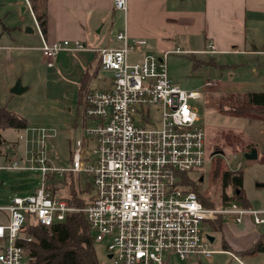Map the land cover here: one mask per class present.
I'll use <instances>...</instances> for the list:
<instances>
[{
    "label": "built area",
    "instance_id": "built-area-1",
    "mask_svg": "<svg viewBox=\"0 0 264 264\" xmlns=\"http://www.w3.org/2000/svg\"><path fill=\"white\" fill-rule=\"evenodd\" d=\"M23 3L33 15L30 2ZM113 8L126 14L128 0H113ZM36 27L42 36L37 22ZM111 42L92 49L81 40L42 38L39 51L47 67L53 66L59 52L94 50L100 70L109 77L105 86L87 88L82 95L76 127L79 136L72 143L68 166L49 161V135L41 128L36 147L25 159L29 165L21 166L14 153L2 167L35 171L40 185L0 205V213L4 212L0 216L1 264H29V250L22 243L33 237L24 233L26 226L61 223L74 212L84 213L93 242L105 243L108 264H169L172 257L180 261L208 258L218 252L210 248L211 222L249 220L264 225V209L236 201L206 207L195 192L182 185V176L199 171L212 155L205 149V129L190 103L203 94L172 82L166 63L169 51L150 53L131 63L130 53L146 41L131 39L121 30ZM213 50L208 43L202 52ZM241 166L238 163L236 169ZM66 173L79 177L83 205L57 193V183Z\"/></svg>",
    "mask_w": 264,
    "mask_h": 264
},
{
    "label": "rangeland",
    "instance_id": "rangeland-1",
    "mask_svg": "<svg viewBox=\"0 0 264 264\" xmlns=\"http://www.w3.org/2000/svg\"><path fill=\"white\" fill-rule=\"evenodd\" d=\"M19 1L0 0V107L26 121L25 129H0V205L8 204L13 195L28 194L40 185V177L35 171L2 168L8 164L9 159L15 157L14 153L17 154L21 166L29 165L25 159L28 158L30 150L36 147L38 129L47 131V156L57 166L70 164V149L74 139L79 136V131L74 128L80 121L79 87L84 76V71L79 66V53L64 52V57L58 62L54 61L52 67H47L41 52L36 48L41 43L36 24L29 10L21 11ZM200 1L183 0L182 4L195 11L198 10ZM260 20L258 30L251 32V35L255 34L257 49H250V45L246 47V51L241 52L204 54L188 50L203 48V40L194 39L188 45L182 41L176 42L174 46L178 45V49L174 47L166 58L168 75L175 85L186 91H199L203 94L202 99L190 103L196 108L205 129V149L209 154L222 151L219 156L227 169L237 171L238 163L242 164L240 171L244 199L254 209H264V121L261 120L262 115L258 110L249 116L239 117L229 115L224 108L228 107L227 102L230 100L238 99L248 92L264 90V17ZM16 27L22 31H26V28L32 29L27 34V40L17 39L18 32L15 36L12 35ZM15 38L16 44L12 42ZM10 45L17 48L11 50L7 47ZM141 47H136L130 53L131 63L140 60L137 58L142 54ZM248 50L257 51L252 53ZM88 53L84 55L94 56ZM157 54L160 55L159 52ZM202 60L204 62H200ZM95 65L94 63V68ZM93 72L94 69L89 73V89L99 88L104 85L103 79L109 77L107 72ZM16 85L20 86V92L12 90ZM220 103L227 105L221 111L216 108ZM252 147L257 149V158L246 159L245 153ZM217 159L211 157L203 168L191 176L195 180L202 177V185H207L209 168ZM64 181L70 179L62 178L58 181L57 185L61 189L58 194L67 196L69 189L67 191ZM73 183L80 188L81 183ZM214 185L210 184L209 187L212 189V199L217 202L220 193ZM82 187L85 188L84 182ZM231 188L229 186L225 191H230ZM84 195L87 193L84 192ZM0 216L3 217L4 212ZM225 224L227 231L222 228L221 232L209 231L214 237L210 248L218 252L208 258L194 256L187 261L172 257L169 264H264V252L243 255L248 248L244 246L247 243L245 241L252 240L253 235L263 236L264 225H254L249 229V235L244 236L239 234V224ZM226 237L231 244H236L235 248L227 241L225 243L230 248L224 243V247L222 246L223 239L227 240ZM93 245L98 259L109 263L105 243L94 241ZM224 248L227 250L223 251Z\"/></svg>",
    "mask_w": 264,
    "mask_h": 264
},
{
    "label": "crops",
    "instance_id": "crops-1",
    "mask_svg": "<svg viewBox=\"0 0 264 264\" xmlns=\"http://www.w3.org/2000/svg\"><path fill=\"white\" fill-rule=\"evenodd\" d=\"M182 1L128 0V10L125 14L113 8V0H47V28L42 36L37 29L41 43L36 48L39 50L42 38L46 41L81 40L89 48H101L111 45V39L118 31L126 30L131 39L146 41L140 48L142 54L141 56L139 54L137 58L140 60L150 54L149 51L162 54L172 51L174 47L178 49V45L174 46L178 41L188 45L194 39L203 40L201 45L203 48H188V50L204 54L241 52L246 51V47L250 45L252 47L250 49H257L255 34L251 35V32L258 30L260 19L264 17V0H201L198 2V10L195 11L189 10L185 4H182ZM19 4L21 11L29 10L23 0H20ZM29 12L31 13L30 10ZM31 16L36 24L32 13ZM16 32H18L17 39L27 40V34L31 33L32 29L28 32L16 27L12 35L15 36ZM13 40L12 42L16 44V38ZM208 43L213 44V52H202L207 49ZM7 47L11 50L17 48L15 45ZM248 51L255 53L257 50ZM64 52H59L54 61L58 62L64 57ZM86 52L94 56L92 57L89 53V56H85ZM78 53L79 66L84 71L79 87L82 89L79 97L81 99L88 88L91 77L89 73L91 74L93 69V73L101 70L99 57L94 50H84ZM103 80L104 85L102 86H105V78ZM77 125H74L75 129ZM226 226L224 223L222 230L227 231ZM238 226L240 227L239 234L244 236L249 235V229L254 227L249 220H245ZM252 238V240H246L247 243H244V246H251L259 237L253 235ZM226 239L230 245H233L227 237ZM234 245L233 248H235ZM238 260L241 261L239 258Z\"/></svg>",
    "mask_w": 264,
    "mask_h": 264
},
{
    "label": "trees",
    "instance_id": "trees-1",
    "mask_svg": "<svg viewBox=\"0 0 264 264\" xmlns=\"http://www.w3.org/2000/svg\"><path fill=\"white\" fill-rule=\"evenodd\" d=\"M28 1L31 4L32 12L40 31L44 34L47 28V0ZM81 91L82 89H80L79 97L81 96ZM79 103H81V99H79ZM227 105L228 107L224 108ZM227 105L226 103H220L216 108L220 111L224 108L229 115L239 117L249 116L255 110H258L262 115L261 120L264 121V90L248 92L238 99L228 101ZM5 128L25 129L26 121L21 116L4 107H0V129ZM212 158H218V161L209 168L207 185H202L204 181L202 177L195 180L191 176L196 171L185 173L182 176V185L187 190L195 192L199 201L206 207H217L231 201H236L245 207H249L250 205L244 199L240 169L237 171L227 169L223 166L219 155H214ZM63 178L65 180L70 179V181H64L67 191L69 189L68 199L77 205H83L84 200L80 196L79 186L77 188L73 183V181H76L80 184L79 177L66 173ZM214 182H216L215 185L213 184ZM210 184L216 186L220 193L217 202L211 197L212 189L209 187ZM229 186L232 187L231 190L225 191ZM86 189H88V186H86ZM60 190L58 189L57 193H61ZM237 190L239 191L238 194L236 193ZM223 226L224 223L221 220L211 222L212 231L221 232ZM23 231L33 237L32 241L22 243L29 250V264H108L98 259L88 221L82 212L69 213L64 222L50 226L28 225ZM225 242L226 240L223 239V247L224 244L226 247L228 246L227 242ZM222 250H227V248ZM259 252H264V235L257 238L243 252V255H254Z\"/></svg>",
    "mask_w": 264,
    "mask_h": 264
},
{
    "label": "water",
    "instance_id": "water-1",
    "mask_svg": "<svg viewBox=\"0 0 264 264\" xmlns=\"http://www.w3.org/2000/svg\"><path fill=\"white\" fill-rule=\"evenodd\" d=\"M26 31H31L30 28H26ZM14 92H20L21 91V88L19 85H16L13 89H12ZM212 156L214 155H222V151H214L212 154ZM245 158L246 159H256L257 158V149L255 147H252L247 153H245ZM236 193L238 194L239 191L237 190ZM208 239L210 242H213L214 240V237L211 236V235H208ZM110 257V255L108 256Z\"/></svg>",
    "mask_w": 264,
    "mask_h": 264
}]
</instances>
